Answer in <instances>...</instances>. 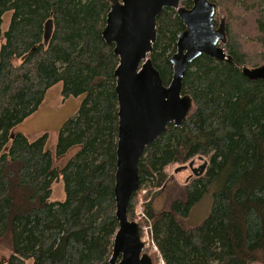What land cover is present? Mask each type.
Wrapping results in <instances>:
<instances>
[{"label": "trees", "instance_id": "trees-1", "mask_svg": "<svg viewBox=\"0 0 264 264\" xmlns=\"http://www.w3.org/2000/svg\"><path fill=\"white\" fill-rule=\"evenodd\" d=\"M193 1L181 0L180 7L191 9ZM209 1L217 6L216 26L225 22L222 48L236 65L203 55L188 68L183 95L193 110L146 148L128 218L136 222L146 190L144 209L164 264H264V81L240 70L264 66V0ZM110 10L108 0H0V241L12 252L0 264H110L119 229V58L103 38ZM157 30L150 58L169 86L170 58L186 27L176 10L165 8ZM60 83L64 101L84 100L60 129L53 155L48 134L30 141L17 128ZM200 157L208 162L205 173L185 183L184 198L155 212L172 169ZM61 181L66 199L51 202L52 185ZM216 183L221 187L205 222L184 227L181 220Z\"/></svg>", "mask_w": 264, "mask_h": 264}, {"label": "water", "instance_id": "water-1", "mask_svg": "<svg viewBox=\"0 0 264 264\" xmlns=\"http://www.w3.org/2000/svg\"><path fill=\"white\" fill-rule=\"evenodd\" d=\"M103 38L114 45L119 58L115 71L119 105V134L116 174V233L110 264H153L144 252L140 227L128 218V207L141 186L139 163L147 147L155 143L170 124L178 127L193 110V100L183 95V81L191 64L203 55L236 65L222 45L227 42L225 22L216 27L217 6L209 0H194L191 9L180 7L181 0H108ZM165 8L178 12L186 30L179 35L177 52L170 58L172 81L165 86L150 55L157 42V19ZM251 81H264V66L240 69ZM194 167V161L176 172L190 170L192 177L202 176L208 162ZM121 260L118 261V258Z\"/></svg>", "mask_w": 264, "mask_h": 264}, {"label": "rangeland", "instance_id": "rangeland-1", "mask_svg": "<svg viewBox=\"0 0 264 264\" xmlns=\"http://www.w3.org/2000/svg\"><path fill=\"white\" fill-rule=\"evenodd\" d=\"M217 19L220 21L223 17L221 14V10L218 12ZM12 13H7L4 17L3 31L8 29L10 24ZM62 83L54 86L48 93L44 99V102L40 109L30 116L26 121H24L18 128V132L24 133L30 141H35L38 137L48 134V144L47 149L55 154L56 144L58 140V133L60 129L64 126V124L71 118H73L77 112L79 107L81 106L84 98H73L64 101L62 97ZM78 152V149L75 148L71 150L68 155L59 162L57 165L62 166L64 162L71 159ZM194 167H199L203 163L198 160V158L194 159ZM189 164H187L188 166ZM178 168L172 169L173 181L169 189L161 194L153 203V209L155 212L159 213L165 210H168L171 204L179 199L185 197V183L189 176L192 174L191 171L184 170L180 172H176ZM221 187V183L213 184L209 191L204 195L203 199L192 209L188 218L182 219L181 223L184 227L187 228H195L201 226L207 217L210 214L212 204H213V195L215 192L219 191ZM146 190L141 191L139 195V200L136 207V222L141 225L142 229V241L147 239V234L144 231L145 224L140 219V209L144 210V204L146 203L145 195ZM66 194L64 189V183L55 182L52 185V194H51V202L60 203L65 201ZM147 245V243H146ZM150 248L146 249L145 252L148 253L152 258H155V264H159V259L156 253H153L151 250L153 249L152 243L150 244ZM12 252L9 246V242L7 240L0 241V256L1 258L8 259L11 256ZM28 264H33L32 261H29Z\"/></svg>", "mask_w": 264, "mask_h": 264}, {"label": "built area", "instance_id": "built-area-1", "mask_svg": "<svg viewBox=\"0 0 264 264\" xmlns=\"http://www.w3.org/2000/svg\"><path fill=\"white\" fill-rule=\"evenodd\" d=\"M140 219L144 222L145 227H144V231L147 234V239L144 240V245H145V250L149 249L151 246L150 244L152 243L153 245V249L151 250L153 253H156L158 259H159V264H164V260L163 257L158 249V247L156 246L154 239H153V228H152V220L150 219V217L148 216V214L146 213L145 209L143 210L142 208L140 209ZM147 243V245H146Z\"/></svg>", "mask_w": 264, "mask_h": 264}, {"label": "crops", "instance_id": "crops-1", "mask_svg": "<svg viewBox=\"0 0 264 264\" xmlns=\"http://www.w3.org/2000/svg\"><path fill=\"white\" fill-rule=\"evenodd\" d=\"M172 182H174L173 180L171 181V184H172Z\"/></svg>", "mask_w": 264, "mask_h": 264}, {"label": "flooded vegetation", "instance_id": "flooded-vegetation-1", "mask_svg": "<svg viewBox=\"0 0 264 264\" xmlns=\"http://www.w3.org/2000/svg\"><path fill=\"white\" fill-rule=\"evenodd\" d=\"M217 27V26H216Z\"/></svg>", "mask_w": 264, "mask_h": 264}]
</instances>
